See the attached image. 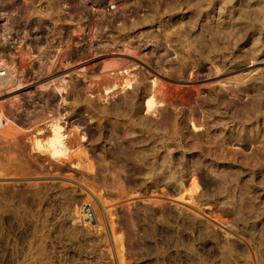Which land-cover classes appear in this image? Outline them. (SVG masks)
<instances>
[{
  "label": "rangeland",
  "instance_id": "1",
  "mask_svg": "<svg viewBox=\"0 0 264 264\" xmlns=\"http://www.w3.org/2000/svg\"><path fill=\"white\" fill-rule=\"evenodd\" d=\"M88 1L0 0V215L40 240L27 264H264V0ZM54 118L61 161L33 149ZM214 118L217 158L189 148ZM140 121L167 131L136 145Z\"/></svg>",
  "mask_w": 264,
  "mask_h": 264
},
{
  "label": "bare ground",
  "instance_id": "2",
  "mask_svg": "<svg viewBox=\"0 0 264 264\" xmlns=\"http://www.w3.org/2000/svg\"><path fill=\"white\" fill-rule=\"evenodd\" d=\"M263 2V1H262ZM225 3V2H223ZM227 3V2H226ZM222 4V3H221ZM264 4V3H263ZM217 5V4H216ZM219 5V4H218ZM223 5V4H222ZM225 6V4H224ZM229 6V5H228ZM262 6V5H261ZM223 6H220V9L218 10H224L222 9ZM244 7V6H243ZM259 7V6H258ZM58 10L59 9H66V5H62L59 7H57ZM224 8V7H223ZM242 8V7H241ZM247 8V7H246ZM263 8V6H262ZM261 8V11L263 10ZM259 9V8H258ZM239 10V9H238ZM255 10V9H254ZM41 11H46V9L44 10V8H41ZM225 11V10H224ZM234 11V10H233ZM246 11V10H245ZM260 11V10H259ZM258 11V12H259ZM220 12V11H219ZM238 12V11H237ZM245 14V13H244ZM247 14V13H246ZM243 16V15H241ZM229 17V16H228ZM251 17V16H250ZM260 19V18H259ZM258 20V19H257ZM261 21V20H259ZM262 26V25H261ZM264 27V26H263ZM262 27V28H263ZM51 30V29H50ZM117 63V62H116ZM116 66V65H115ZM117 68V67H116ZM233 69V68H232ZM82 70V69H81ZM84 70V69H83ZM82 70V71H83ZM223 71L225 69H222ZM125 73H122V79H123V82L120 84V86L123 88V90H126V89H131L133 88V82H132V79H130L129 77L126 78ZM13 76V73L9 71V73L7 74L6 77H0V83H3V81L7 80L9 81L11 79V77ZM52 83L54 81H51ZM50 82V83H51ZM49 84V83H48ZM113 87H116V84H113L111 87H108L105 89L106 92L110 91V89H112ZM59 91L61 90H66V88H58ZM63 91V92H64ZM213 101L216 102V103H221V99L218 98V97H214L213 98ZM144 103L142 104L145 108V110H147V113H153L156 111V108L157 106L159 105L160 102H158L155 98V95L153 93L152 90L149 91V93L146 95V97L144 98ZM137 104L134 103V100H131L127 99L126 97V100L123 102V106L122 105L119 107L116 106L117 109V112L119 113V115H122L120 113H123L125 114V116H129V117H136L137 115H139L138 113V106H136ZM115 108V109H116ZM114 109V108H113ZM116 113V112H114ZM117 115V114H116ZM124 116V117H125ZM171 117V116H170ZM131 118V119H132ZM137 118V117H136ZM173 118V117H172ZM4 119H7V122L10 121V119L6 118L4 114L0 113V124H1V121L4 122ZM62 119V118H60ZM60 119L59 118H54L52 120V124L51 122H47L49 124H51L49 127L48 125L46 126L47 128H50L49 130V133L46 135V134H43L45 132H42L43 130H38L37 134L34 135L33 137V149L39 153H46L51 159L53 160H56V161H61L63 159H66L68 157V146L66 144V141H65V134H63V129L64 127L61 125L62 121L60 122ZM134 119V118H133ZM185 119V118H184ZM142 120V119H141ZM175 120V119H174ZM137 121V120H136ZM139 121V120H138ZM173 121V120H172ZM12 122V121H11ZM134 122V121H133ZM138 122H135L132 124V126H134V129H136V126L139 125L141 128H142V132L145 133V135L147 134L149 137L147 138L144 134V137H141L139 136L137 138V140L135 139V143L136 145L139 143H143L146 145V142H148L149 140L151 141V137L153 134H156V133H159V134H164L165 131H167L166 128H162V127H153L149 122H145V121H140L138 124ZM156 124V123H155ZM175 124V122H174ZM181 124V123H180ZM176 125V124H175ZM194 128L195 129H198V126L193 124ZM217 128H218V122H216V119L214 118L212 122H210V124L208 125L207 127V131H210V134L207 135L206 138L204 139H196V141L189 145V148L190 149H194V150H198V151H201L203 153H206L207 155H209L210 157H219V155L221 156V154L225 153V146H224V142L221 140V138H218V134L217 133ZM175 129V128H174ZM48 130V129H46ZM180 130V129H179ZM139 131V130H137ZM141 131V130H140ZM141 132V133H142ZM172 132V131H171ZM140 133V132H139ZM138 133V135H139ZM168 133V132H167ZM174 133V132H173ZM172 133V135H174L175 138H178L180 139L179 141L181 140H187V137L185 136L184 133L180 131H176L174 134ZM213 133L214 135L212 136ZM135 135L137 134L136 132L134 133ZM170 134V133H169ZM157 135V134H156ZM187 135V134H186ZM166 136V135H165ZM168 136V135H167ZM122 137V136H121ZM156 138V136H155ZM164 138V137H163ZM171 138V137H169ZM190 138V137H189ZM188 138V139H189ZM82 140H85V137H81ZM157 139V138H156ZM155 139V140H156ZM154 140V139H153ZM154 140V141H155ZM158 140L159 137H158ZM153 141V142H154ZM165 141V140H163ZM157 143V141H155ZM187 142V141H186ZM164 143V142H163ZM181 143H183L181 141ZM132 145V144H131ZM152 145V144H151ZM155 145V144H154ZM188 145V144H187ZM186 145V146H187ZM143 146V145H142ZM150 147V146H149ZM161 147V146H160ZM169 147V146H168ZM156 148V146H155ZM162 148V147H161ZM138 150V149H137ZM136 151V150H135ZM143 153H144V150H142ZM141 151V152H142ZM170 151V150H169ZM140 152V153H141ZM157 152V150H156ZM137 153V151H136ZM142 153V154H143ZM153 153V152H152ZM135 154V153H134ZM138 156V155H137ZM142 156V155H141ZM151 159V158H150ZM143 161V159H142ZM149 162V161H148ZM146 166V164H145ZM78 167V166H77ZM148 167V166H147ZM153 170V169H152ZM151 170V171H152ZM160 170V169H159ZM150 171V172H151ZM153 174V172H151ZM158 173V172H156ZM164 174V173H163ZM158 175V174H157ZM159 176V175H158ZM164 176V175H163ZM166 176V175H165ZM169 177V176H168ZM164 178V177H163ZM167 178V177H166ZM163 180V179H162ZM80 186L86 188V191H87V187H85V185L83 186L82 184L78 183ZM81 187V188H82ZM98 195V194H97ZM96 193H94V191L92 190H89L88 189V196L94 200H96L98 203L100 202V198H98L99 196H97ZM101 203V202H100ZM85 220H88L87 217L85 218Z\"/></svg>",
  "mask_w": 264,
  "mask_h": 264
},
{
  "label": "built area",
  "instance_id": "3",
  "mask_svg": "<svg viewBox=\"0 0 264 264\" xmlns=\"http://www.w3.org/2000/svg\"><path fill=\"white\" fill-rule=\"evenodd\" d=\"M55 1L61 2L64 0ZM66 1L75 3V0ZM81 1L85 8L83 13L85 15L89 14V1ZM116 7V5H112L109 11L115 10ZM25 30L29 31L27 24L25 25ZM26 230L27 227L23 219L0 215V264H27L26 249L28 247H37L41 242L36 236L28 237Z\"/></svg>",
  "mask_w": 264,
  "mask_h": 264
}]
</instances>
